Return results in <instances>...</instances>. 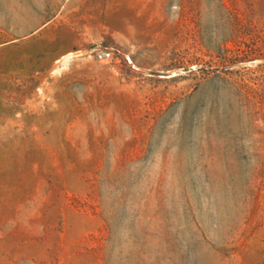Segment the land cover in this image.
Listing matches in <instances>:
<instances>
[{"label": "rangeland", "instance_id": "obj_1", "mask_svg": "<svg viewBox=\"0 0 264 264\" xmlns=\"http://www.w3.org/2000/svg\"><path fill=\"white\" fill-rule=\"evenodd\" d=\"M82 26L101 37L67 62L76 33L0 47V264H264V0Z\"/></svg>", "mask_w": 264, "mask_h": 264}, {"label": "crops", "instance_id": "obj_2", "mask_svg": "<svg viewBox=\"0 0 264 264\" xmlns=\"http://www.w3.org/2000/svg\"><path fill=\"white\" fill-rule=\"evenodd\" d=\"M23 7L29 8L31 13H27L24 19V26L15 23L9 30L18 32L15 37L3 42L0 47L9 42H27L42 38L43 36L57 35L60 32H69L77 34L76 39H71L65 46L68 47L66 55H63L58 61L67 62L73 57L74 50L83 48L89 40L98 37L88 35L85 25L87 22H93L96 16L113 15V0H23ZM0 31H2L0 29ZM6 31V27H4ZM100 33V32H99ZM76 40V41H75Z\"/></svg>", "mask_w": 264, "mask_h": 264}, {"label": "built area", "instance_id": "obj_3", "mask_svg": "<svg viewBox=\"0 0 264 264\" xmlns=\"http://www.w3.org/2000/svg\"><path fill=\"white\" fill-rule=\"evenodd\" d=\"M115 54V49L113 47H105L95 49L93 52V57L96 61L104 62L113 59Z\"/></svg>", "mask_w": 264, "mask_h": 264}]
</instances>
